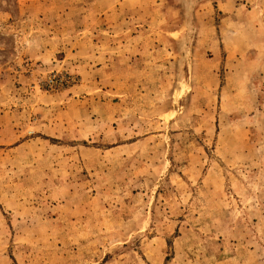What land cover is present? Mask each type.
<instances>
[{
    "label": "rangeland",
    "instance_id": "1",
    "mask_svg": "<svg viewBox=\"0 0 264 264\" xmlns=\"http://www.w3.org/2000/svg\"><path fill=\"white\" fill-rule=\"evenodd\" d=\"M0 264H264V0H0Z\"/></svg>",
    "mask_w": 264,
    "mask_h": 264
}]
</instances>
